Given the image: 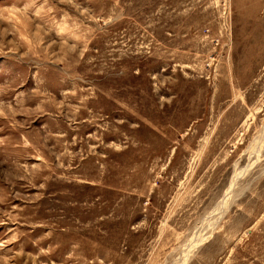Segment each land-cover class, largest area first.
<instances>
[{"label": "rangeland", "instance_id": "1", "mask_svg": "<svg viewBox=\"0 0 264 264\" xmlns=\"http://www.w3.org/2000/svg\"><path fill=\"white\" fill-rule=\"evenodd\" d=\"M262 131L264 0H0V264H264Z\"/></svg>", "mask_w": 264, "mask_h": 264}, {"label": "bare ground", "instance_id": "2", "mask_svg": "<svg viewBox=\"0 0 264 264\" xmlns=\"http://www.w3.org/2000/svg\"><path fill=\"white\" fill-rule=\"evenodd\" d=\"M260 135H261V136H260ZM260 135H259L260 138L263 137V135H264V131H262ZM231 186H232V184H231ZM231 186L229 187V190H228V196L230 195V192H231V191H230V190H231ZM227 203H228L227 199L225 200V204L222 203L224 209H226ZM222 204L220 205V207L222 206Z\"/></svg>", "mask_w": 264, "mask_h": 264}]
</instances>
